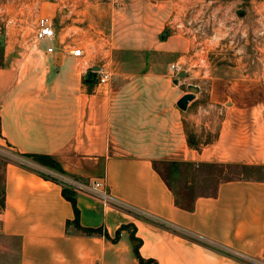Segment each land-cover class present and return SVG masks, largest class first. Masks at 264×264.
Returning a JSON list of instances; mask_svg holds the SVG:
<instances>
[{
  "label": "crops",
  "instance_id": "1",
  "mask_svg": "<svg viewBox=\"0 0 264 264\" xmlns=\"http://www.w3.org/2000/svg\"><path fill=\"white\" fill-rule=\"evenodd\" d=\"M186 2L188 8L195 4L105 2L112 48L127 43L129 15L144 20V32L158 33L160 20ZM89 7L101 5L90 4L80 14H93ZM46 16L54 21L56 14L50 10ZM149 22L157 23L147 27ZM55 27V43L14 45V29L0 32L9 37L0 52V146L49 157L59 168L28 158L32 165L6 164L0 250H16V264H141L134 237L145 264H264L263 178L222 179L212 194L189 203L179 200L174 181L183 178L182 165L263 170L264 107L228 106L222 102L226 95L213 87L198 89L182 110L178 101L189 93L179 91L180 78L187 77L178 76L182 71L171 79L118 73L108 64L107 83L85 84L79 58ZM148 42L151 49L182 50L173 37L159 45ZM52 45L55 52L48 53ZM59 179L104 182L109 203L75 192L80 226L100 234L76 228L74 206L63 195L68 187Z\"/></svg>",
  "mask_w": 264,
  "mask_h": 264
},
{
  "label": "rangeland",
  "instance_id": "2",
  "mask_svg": "<svg viewBox=\"0 0 264 264\" xmlns=\"http://www.w3.org/2000/svg\"><path fill=\"white\" fill-rule=\"evenodd\" d=\"M108 1L0 0V32L5 34L6 30L14 29L15 35L11 37L14 45L35 43L36 20L51 10L56 14L54 21L61 31L63 43H79L89 50L87 58L76 60L85 76L92 67L108 69L109 66L118 73H163L174 79L177 74L171 71V65L179 62L180 71L187 73L185 79L180 78V94L190 92V88L206 91L216 87L226 95L222 102H228V106L264 107V0H195L189 8L186 2L184 9L181 3V9L176 8L170 17L160 20L158 33L154 28L144 32V20L129 15L128 29L123 32L127 43L118 49H113L110 44L109 13L103 8L107 7L105 2ZM98 3L101 8L89 7L93 14H80L90 4ZM156 23L149 22L147 27ZM169 37L181 41L182 50L172 51L173 45L171 50L167 47L151 49V43L148 47V41L154 39L159 45ZM7 38L5 35L0 37V52ZM99 72L95 81L98 84ZM10 161L32 165L8 145L0 146V196L4 190L5 167ZM181 167L183 178L174 181L178 185L177 197L182 203H189L199 194H212L222 179L250 176L264 179V169ZM162 168L169 177L173 176L168 166ZM188 180L192 181L190 186L185 183ZM64 185H67L66 179ZM17 255L16 250H0V264H16Z\"/></svg>",
  "mask_w": 264,
  "mask_h": 264
},
{
  "label": "built area",
  "instance_id": "3",
  "mask_svg": "<svg viewBox=\"0 0 264 264\" xmlns=\"http://www.w3.org/2000/svg\"><path fill=\"white\" fill-rule=\"evenodd\" d=\"M57 40V30L55 23L52 19L46 16L38 17L35 25V41L37 43L48 41L55 43ZM69 48L72 49V55L76 58H86L85 49L82 46L75 44H69ZM48 53L55 52V45H52L47 50ZM181 68L179 64H172L171 71L174 74H178ZM99 83L105 84L110 80L111 74L104 67L99 72ZM67 187L70 188L74 193L79 191H85L89 194L100 197L105 203H109L112 198L107 192L103 181H96L93 184H84L76 180L66 179Z\"/></svg>",
  "mask_w": 264,
  "mask_h": 264
},
{
  "label": "trees",
  "instance_id": "4",
  "mask_svg": "<svg viewBox=\"0 0 264 264\" xmlns=\"http://www.w3.org/2000/svg\"><path fill=\"white\" fill-rule=\"evenodd\" d=\"M86 84H92V83H88L85 81ZM20 156H23L25 158H28V159H33L37 162H39L40 164H42L43 166L45 167H49V168H58V164L57 162L54 160V159H51L49 157H45V156H42V155H33V154H26V155H21L19 154ZM59 169V168H58ZM243 169L244 170H256V171H260L261 168H258V167H247V166H243ZM63 195L65 196V198L67 200H69L73 206H74V209H75V215H76V219H75V226L77 229L79 230H83L85 233L89 234V235H92V234H100L101 232L98 231V230H92V229H83L80 224H79V217H80V213H79V210L77 208V201H76V198H75V193L68 189V188H64V191H63ZM4 205H5V188L0 196V210H2L4 208ZM133 242L136 244L135 245V252L138 256V259L140 260L141 264H145V261L139 256L138 254V243H136V239L133 237ZM151 261H149L148 263H150Z\"/></svg>",
  "mask_w": 264,
  "mask_h": 264
},
{
  "label": "water",
  "instance_id": "5",
  "mask_svg": "<svg viewBox=\"0 0 264 264\" xmlns=\"http://www.w3.org/2000/svg\"><path fill=\"white\" fill-rule=\"evenodd\" d=\"M13 57H17L18 54H13ZM100 67H92L91 71L89 72V74H87L86 76V82L88 83H94L96 81L97 78V74L100 71ZM179 77H186L187 73L182 71L178 74ZM198 90L196 88H190V92L186 95H184L179 101H178V107L182 110H187L188 105L191 101H193L196 97Z\"/></svg>",
  "mask_w": 264,
  "mask_h": 264
}]
</instances>
